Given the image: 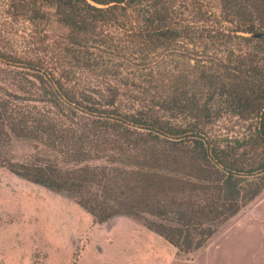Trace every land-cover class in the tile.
<instances>
[{
    "label": "trees",
    "instance_id": "1",
    "mask_svg": "<svg viewBox=\"0 0 264 264\" xmlns=\"http://www.w3.org/2000/svg\"><path fill=\"white\" fill-rule=\"evenodd\" d=\"M251 33L264 0H2L0 168L98 222L203 248L264 190V39Z\"/></svg>",
    "mask_w": 264,
    "mask_h": 264
},
{
    "label": "rangeland",
    "instance_id": "2",
    "mask_svg": "<svg viewBox=\"0 0 264 264\" xmlns=\"http://www.w3.org/2000/svg\"><path fill=\"white\" fill-rule=\"evenodd\" d=\"M3 74L0 87L10 88ZM235 121L218 126L239 135ZM0 264H264V190L203 248L183 253L132 218L98 222L65 194L0 168Z\"/></svg>",
    "mask_w": 264,
    "mask_h": 264
},
{
    "label": "water",
    "instance_id": "3",
    "mask_svg": "<svg viewBox=\"0 0 264 264\" xmlns=\"http://www.w3.org/2000/svg\"><path fill=\"white\" fill-rule=\"evenodd\" d=\"M248 36L253 39H264V33H251Z\"/></svg>",
    "mask_w": 264,
    "mask_h": 264
}]
</instances>
